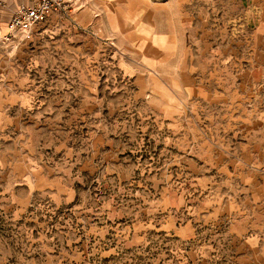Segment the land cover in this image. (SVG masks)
<instances>
[{
	"label": "rangeland",
	"instance_id": "rangeland-1",
	"mask_svg": "<svg viewBox=\"0 0 264 264\" xmlns=\"http://www.w3.org/2000/svg\"><path fill=\"white\" fill-rule=\"evenodd\" d=\"M0 35V264H264V0H79Z\"/></svg>",
	"mask_w": 264,
	"mask_h": 264
},
{
	"label": "built area",
	"instance_id": "built-area-1",
	"mask_svg": "<svg viewBox=\"0 0 264 264\" xmlns=\"http://www.w3.org/2000/svg\"><path fill=\"white\" fill-rule=\"evenodd\" d=\"M73 0H0V35L6 25L9 35L36 32L39 25L57 14L72 13ZM9 13L6 21L4 14Z\"/></svg>",
	"mask_w": 264,
	"mask_h": 264
},
{
	"label": "crops",
	"instance_id": "crops-1",
	"mask_svg": "<svg viewBox=\"0 0 264 264\" xmlns=\"http://www.w3.org/2000/svg\"><path fill=\"white\" fill-rule=\"evenodd\" d=\"M78 2H79V0H73L72 5L74 6V10H75V11H76V9L78 8V7H77L78 4H79ZM74 10H73V11H74ZM73 11H72V12H73ZM8 15H9L8 12L4 14V17H3V18H4L5 21H6L7 17H8ZM3 27H6V25H3ZM6 28H7V27H6ZM2 29H3V28H2Z\"/></svg>",
	"mask_w": 264,
	"mask_h": 264
}]
</instances>
